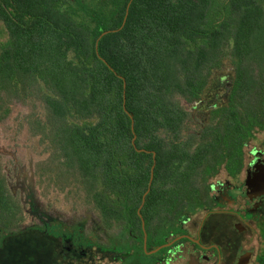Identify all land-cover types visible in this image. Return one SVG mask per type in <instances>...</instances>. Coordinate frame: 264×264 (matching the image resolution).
<instances>
[{
  "label": "trees",
  "instance_id": "trees-1",
  "mask_svg": "<svg viewBox=\"0 0 264 264\" xmlns=\"http://www.w3.org/2000/svg\"><path fill=\"white\" fill-rule=\"evenodd\" d=\"M2 32L0 123L41 101L39 182L76 184L109 226L137 217L154 153L142 212L178 215L264 127V0H0ZM198 112L208 123L192 130ZM1 172L0 230L13 231L25 214Z\"/></svg>",
  "mask_w": 264,
  "mask_h": 264
},
{
  "label": "flooded vegetation",
  "instance_id": "flooded-vegetation-1",
  "mask_svg": "<svg viewBox=\"0 0 264 264\" xmlns=\"http://www.w3.org/2000/svg\"><path fill=\"white\" fill-rule=\"evenodd\" d=\"M250 142L243 145L233 171L223 168L210 178L201 204L192 211L159 212L155 203L144 214L149 181L137 217L133 222L122 217L118 223L121 248H95L96 241L83 239L77 227L60 225L52 231L44 225L39 233L56 252L44 259L59 264L80 259L87 264H264V141L261 147ZM221 172L224 178H218Z\"/></svg>",
  "mask_w": 264,
  "mask_h": 264
},
{
  "label": "rangeland",
  "instance_id": "rangeland-1",
  "mask_svg": "<svg viewBox=\"0 0 264 264\" xmlns=\"http://www.w3.org/2000/svg\"><path fill=\"white\" fill-rule=\"evenodd\" d=\"M0 39L4 41L6 34L2 32ZM68 57L74 59L72 53H69ZM213 92H218L222 98L225 88L222 87L217 91L212 89L211 93ZM32 112L42 116L44 104L35 98L26 102L16 101L12 105L11 115L0 123L1 173L5 176L10 189L20 199L25 214L24 222L19 228L13 231L0 230V256L8 252L9 262L14 264L18 257L16 253L24 250L21 252L27 262L24 261L23 264L28 262V264H43L45 260H47L46 264L48 262L59 264L56 259H44L51 258L52 255L49 254L56 253L54 244L49 243L48 239L44 242L39 233L44 225L49 226L52 231L60 225L69 229L77 227L83 239L90 238L96 241L93 243L95 248L101 247L104 250L115 246L121 248L123 236L121 227L118 224L108 227L99 212L84 201V196L76 188V184L63 190L59 181L39 182V177L36 175L37 164L47 160L50 153L47 145L39 142V137L31 134L29 118ZM198 113L192 116V122L189 124L192 130H201L208 123L207 115ZM250 130L251 136L248 142L251 140V145L261 147L264 141V127L255 125ZM224 177L225 173L221 172L218 178ZM71 261H62L61 264L90 263L85 259L77 260L78 262ZM101 263L117 264L106 260Z\"/></svg>",
  "mask_w": 264,
  "mask_h": 264
},
{
  "label": "water",
  "instance_id": "water-1",
  "mask_svg": "<svg viewBox=\"0 0 264 264\" xmlns=\"http://www.w3.org/2000/svg\"><path fill=\"white\" fill-rule=\"evenodd\" d=\"M107 32H108V31H106V32H104L103 34H101L100 38H101L104 34H106ZM230 85H231V84L228 83V86H230ZM130 116L133 118V115H132V114H130ZM132 121H133V120H132ZM135 139H136V135H135L134 138H133V143H134V144H135ZM138 150H140V151H144L145 149H138ZM155 164H156V159H155V153H154V164H153V166H152L150 184H151V182H152V180H153ZM262 187H264V183L262 184ZM147 192H149V190H148Z\"/></svg>",
  "mask_w": 264,
  "mask_h": 264
}]
</instances>
